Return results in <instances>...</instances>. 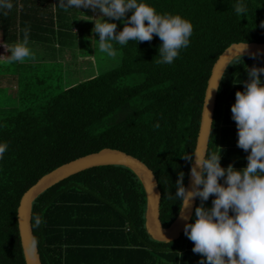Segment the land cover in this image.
Returning a JSON list of instances; mask_svg holds the SVG:
<instances>
[{"label":"trees","instance_id":"1","mask_svg":"<svg viewBox=\"0 0 264 264\" xmlns=\"http://www.w3.org/2000/svg\"><path fill=\"white\" fill-rule=\"evenodd\" d=\"M59 2L12 0L13 9L0 14L4 45L22 42L29 29V45L59 42V48H72L79 30ZM144 2L193 26L189 46L172 64L156 63L162 41L154 35L151 41L114 45L122 52L119 67L60 93L48 94L43 87L41 97L17 89L23 109L0 120V143L8 144L0 160V264H26L18 226L23 195L47 173L105 148L132 155L154 172L165 228L179 215L175 185L183 172L187 187L191 164L182 156L195 151L212 69L232 44L264 43V0H246V16L234 13L235 0ZM231 64L219 88L209 152L222 150L221 166L239 170L247 165V152L237 146L231 106L248 80L245 67H264V56H242ZM44 83L39 79L26 90ZM146 206L144 187L127 167L100 166L65 179L33 204L42 263L199 264L201 255L192 251L194 242L185 233L170 243L151 238Z\"/></svg>","mask_w":264,"mask_h":264},{"label":"clouds","instance_id":"2","mask_svg":"<svg viewBox=\"0 0 264 264\" xmlns=\"http://www.w3.org/2000/svg\"><path fill=\"white\" fill-rule=\"evenodd\" d=\"M59 5L66 10L99 9L102 16L95 20L93 32L99 35V51L110 58L117 55L114 45L151 41L156 35L162 41L156 63L170 65L189 46L193 32L189 20L179 14L159 13L144 0H60ZM13 7L12 0H0V14L7 16ZM233 10L237 16H246V0H235ZM128 12L132 14L124 19ZM104 17L122 21L123 29L117 32V24ZM28 37L29 29H25L22 42L5 47L10 53L6 54L8 63L34 59ZM237 46L241 50L233 59L242 58L248 50L246 42ZM249 55L256 59L259 53ZM245 72L248 80L242 81L244 90L235 93L231 118L237 127V146L249 153L246 167L239 170L231 164L222 167V150L191 151L182 156L191 164V188L185 187L183 172L175 185L182 219H186L183 214L186 207L191 208L196 199L201 202L195 208L194 222L184 227L185 235L194 242L192 251L201 255L199 264H264V67L246 66ZM215 88L219 89L218 83ZM155 127L159 128V124ZM7 150L8 144L0 143V160ZM210 196L214 197L211 207H205ZM40 222L37 218V226ZM25 248L29 255L35 256L38 241L28 240Z\"/></svg>","mask_w":264,"mask_h":264},{"label":"water","instance_id":"3","mask_svg":"<svg viewBox=\"0 0 264 264\" xmlns=\"http://www.w3.org/2000/svg\"><path fill=\"white\" fill-rule=\"evenodd\" d=\"M240 43H234L228 47L219 57L212 69L205 93L195 151H209L219 92V89L217 90L215 87L218 83L220 88L221 81L229 67L227 64H231L235 60L232 57L238 54L241 50L240 46H237ZM247 45L248 50L244 52L242 56H250L249 53H259L257 56H264V43H247ZM111 165L129 168L141 181L147 199L145 226L151 238L157 242L170 243L178 240L182 236L185 224L190 223L193 219L198 199L193 202L191 208H185L183 214L186 219L181 218L180 210L179 215L171 226L165 228L161 221L160 212L162 192L154 172L145 163L132 155L120 150L105 148L99 152L63 164L55 170L47 173L23 195L18 208V226L26 264H43L39 247L35 256L29 255L25 248L28 240L35 238L32 226V214L33 204L37 198L53 186L71 176L91 168ZM186 188H191L190 173Z\"/></svg>","mask_w":264,"mask_h":264},{"label":"rangeland","instance_id":"4","mask_svg":"<svg viewBox=\"0 0 264 264\" xmlns=\"http://www.w3.org/2000/svg\"><path fill=\"white\" fill-rule=\"evenodd\" d=\"M99 9L71 8L69 17L76 23L79 30L74 34L72 48H59V42L42 45H28L33 52L34 59H26L23 63H8L6 54H10L4 45L0 32V120L19 109H23L18 102L20 95L35 92L41 95L40 89L49 87L48 94H57L120 66L122 52L117 50L115 58L108 57L98 49L99 35L93 32L95 20L101 19ZM109 22L117 24L116 31L123 29V22L104 17ZM125 19V18H124ZM45 80L42 86L35 84L29 91L26 85L38 80ZM19 88V91L17 90ZM47 90V91H48ZM42 97V95H41Z\"/></svg>","mask_w":264,"mask_h":264},{"label":"crops","instance_id":"5","mask_svg":"<svg viewBox=\"0 0 264 264\" xmlns=\"http://www.w3.org/2000/svg\"><path fill=\"white\" fill-rule=\"evenodd\" d=\"M248 154H249V153H248ZM248 154H247V153L245 154V155H246V159H245L246 161H247V155H248Z\"/></svg>","mask_w":264,"mask_h":264}]
</instances>
